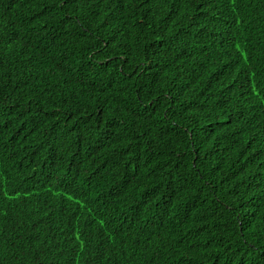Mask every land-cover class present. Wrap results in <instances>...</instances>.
Returning <instances> with one entry per match:
<instances>
[{"label": "trees", "instance_id": "16d2710c", "mask_svg": "<svg viewBox=\"0 0 264 264\" xmlns=\"http://www.w3.org/2000/svg\"><path fill=\"white\" fill-rule=\"evenodd\" d=\"M0 264H264V0H0Z\"/></svg>", "mask_w": 264, "mask_h": 264}]
</instances>
